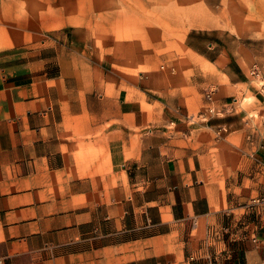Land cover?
Segmentation results:
<instances>
[{"label": "rangeland", "instance_id": "rangeland-1", "mask_svg": "<svg viewBox=\"0 0 264 264\" xmlns=\"http://www.w3.org/2000/svg\"><path fill=\"white\" fill-rule=\"evenodd\" d=\"M255 62L264 0H0V264H192L202 241L264 236ZM210 88L224 111L204 121ZM170 134L212 147L220 219L172 217L149 147Z\"/></svg>", "mask_w": 264, "mask_h": 264}, {"label": "crops", "instance_id": "crops-1", "mask_svg": "<svg viewBox=\"0 0 264 264\" xmlns=\"http://www.w3.org/2000/svg\"><path fill=\"white\" fill-rule=\"evenodd\" d=\"M40 103L37 101L34 105L38 106ZM184 134L189 135L190 132L185 130ZM196 140L198 141V139ZM149 147L154 151L159 150L162 154L159 159L160 162L152 164L153 169H158V171H154L153 180H164L170 183L172 201L169 205L172 217L188 219L199 217H217L220 219L222 217L220 209H215L214 207L217 204H223L225 201L224 197H216L215 194L210 195L203 191L209 185L217 187L220 179L217 174V162L212 158L214 151L211 150L212 147L207 142L200 140V144L197 147L183 145L178 141L177 135L170 134L163 144L158 147L159 149L155 148L154 145ZM197 152L201 156L199 166L192 162L190 157V155H194ZM222 152H224V149L219 153ZM3 162L4 159H0V163ZM228 168L230 167L227 166L226 169ZM202 175H209V179L207 176L199 180L195 179L196 176L201 177ZM191 181L193 183L198 182V185H195V183L192 185ZM198 190L201 193H198ZM184 194L190 195L184 197ZM226 201L228 202V197ZM43 216L42 214L41 217ZM262 219L264 220V214ZM248 227L233 229L226 240L215 241L214 245L211 246L202 241L192 264H251V257L254 252H257L260 248L263 249L264 236L261 235L260 230H258V236L253 227ZM212 233L221 238L222 227H214ZM255 236L258 238V243L256 244L253 242ZM158 253L161 252L155 247L151 254L155 256ZM187 262V264H190L189 260Z\"/></svg>", "mask_w": 264, "mask_h": 264}, {"label": "built area", "instance_id": "built-area-1", "mask_svg": "<svg viewBox=\"0 0 264 264\" xmlns=\"http://www.w3.org/2000/svg\"><path fill=\"white\" fill-rule=\"evenodd\" d=\"M251 74L256 77V78H259L260 81H261V88H262V92L264 94V74H263V71H262V66L258 63V62H255L253 65H252V68H251ZM214 88H210L207 92V96L209 98V103L207 106H205L203 109H201L198 114L196 115L198 119H201V120H204V121H207L209 120V118L214 115V114H219V112H223L224 109H220L218 108L217 105H215L213 103V94H214ZM234 102H237L238 101V98H234L233 100ZM233 106V103L232 101H229L227 102V105L226 107H232ZM195 118V117H194ZM251 203L253 205H258V206H264V194H258L254 197H252L251 199ZM222 232H230V228L229 226H225L222 228ZM254 241L258 242V238L255 236L254 237ZM191 259H194L195 256L194 255H191L190 256Z\"/></svg>", "mask_w": 264, "mask_h": 264}]
</instances>
